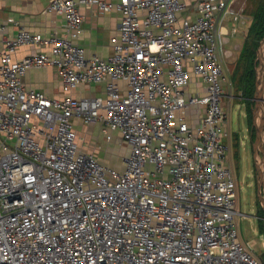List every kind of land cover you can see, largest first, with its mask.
I'll use <instances>...</instances> for the list:
<instances>
[{"label":"built area","instance_id":"1","mask_svg":"<svg viewBox=\"0 0 264 264\" xmlns=\"http://www.w3.org/2000/svg\"><path fill=\"white\" fill-rule=\"evenodd\" d=\"M231 1L49 0L63 35L0 24V264H264L235 221L219 54L226 17L242 22ZM80 5L120 13L108 58L74 42ZM47 66L61 98L24 85ZM191 75L202 92L187 93ZM90 84L104 96L68 94ZM75 118L120 134L123 169L80 149Z\"/></svg>","mask_w":264,"mask_h":264},{"label":"crops","instance_id":"2","mask_svg":"<svg viewBox=\"0 0 264 264\" xmlns=\"http://www.w3.org/2000/svg\"><path fill=\"white\" fill-rule=\"evenodd\" d=\"M106 1L114 2L116 0ZM48 2L49 0H0V24L5 26V34L10 37L19 28H24L30 32L39 33L42 36H48L50 34L63 35L64 17L55 13L46 12L45 7ZM234 2L235 0L231 1V9L235 12L233 8ZM79 11L83 17L81 32L74 42L84 48L86 55L108 58L112 54L113 42L118 37L120 13L115 9L101 12L95 6L89 5H80ZM229 17L232 20L231 15L227 16L226 19H229ZM243 21L247 22L248 20L244 18L242 22ZM242 22L235 21V24L232 25L231 28L235 27L237 29L236 32H238V27L243 24ZM224 26L227 33L230 35L233 34L231 33V28L228 29L225 24ZM40 49L44 48L35 45L20 47L15 52V58H21L28 53L36 52ZM23 81L26 88L42 90L51 97L61 98L66 95L61 87L59 72L56 68L51 66L29 70L25 74ZM186 90L188 94H193L198 91L202 92L203 86L194 75H191L190 83ZM68 94L77 98L93 96L103 97L104 91L102 85L90 84L79 85ZM225 94L230 96L228 93ZM250 101L252 106V98ZM197 111L198 114H201L202 108L189 107L186 111L188 120L193 125L197 123L200 117V115L196 113ZM72 122L79 147L82 151L94 154L102 163L108 166L119 170L124 168V158L128 154V147L123 143L118 132H105L102 125L85 124L77 118L73 119ZM249 124L247 132L250 138L251 121ZM226 129L228 130V128ZM107 134H109V138H107ZM252 137L253 135H251L250 139H252ZM229 138L227 143L229 145L230 163L231 144H235L236 146L238 144L235 140L230 144Z\"/></svg>","mask_w":264,"mask_h":264},{"label":"rangeland","instance_id":"3","mask_svg":"<svg viewBox=\"0 0 264 264\" xmlns=\"http://www.w3.org/2000/svg\"><path fill=\"white\" fill-rule=\"evenodd\" d=\"M261 6H263L262 13H264V0H235L233 4L235 12L247 18L248 21H243L235 34L227 33L224 36L227 40L222 44L219 54L224 72V93L231 96L224 98L222 102L227 112V128L230 133V138H228L230 144L234 140L238 144L237 146L231 144L230 150V166L237 180L238 188L236 211L240 214L235 215L238 237L253 254L264 260V248L262 246L264 226H261L263 222H260V219L263 221V217H261L262 214L258 205V196L254 193L251 144L246 137L250 125L249 109L252 104L247 97L251 92L250 86L252 84L251 79L248 80L247 74L250 68L254 69L255 57L252 54L248 56L243 54L242 49L254 24L256 13ZM224 24L230 29L235 22L229 17L224 21Z\"/></svg>","mask_w":264,"mask_h":264},{"label":"water","instance_id":"4","mask_svg":"<svg viewBox=\"0 0 264 264\" xmlns=\"http://www.w3.org/2000/svg\"><path fill=\"white\" fill-rule=\"evenodd\" d=\"M253 105L250 108L251 129L254 131L251 139V159L256 171L258 199L264 209V34L255 51ZM262 187V194L260 193ZM264 226V215H263Z\"/></svg>","mask_w":264,"mask_h":264},{"label":"trees","instance_id":"5","mask_svg":"<svg viewBox=\"0 0 264 264\" xmlns=\"http://www.w3.org/2000/svg\"><path fill=\"white\" fill-rule=\"evenodd\" d=\"M262 7L263 6H261L259 8V11L256 13V17L254 20V24L251 27L250 34L248 35V38L246 39L245 45L242 48L243 54H246L247 56L249 54H252L255 57V51L257 49L258 43L264 34V13H262ZM247 77H248V80L251 79L250 82L252 81V84L250 86L251 92L247 96L248 99H251L253 96V92H254V83H253L254 69L253 68L252 69L250 68V71L248 72ZM248 84H247V86H248ZM250 104H251V102H250ZM249 114H250V109H249ZM250 121H251V115H250Z\"/></svg>","mask_w":264,"mask_h":264},{"label":"flooded vegetation","instance_id":"6","mask_svg":"<svg viewBox=\"0 0 264 264\" xmlns=\"http://www.w3.org/2000/svg\"><path fill=\"white\" fill-rule=\"evenodd\" d=\"M225 96L224 97H230L229 95H226V94H224ZM251 115V114H250ZM251 135H254V131H253V129H251V126H250V138H251ZM246 137H248V139L250 140V142H251V139L249 138V134H248V136H246ZM253 138V137H252ZM234 146H236L235 144H234ZM233 153V152H232ZM251 163H252V178H253V184H254V193H255V195H258L257 193H258V190H257V179H256V171H255V169H254V165H253V162H252V159H251ZM260 193L262 194V187H260ZM258 205H259V207H260V210H261V217H263V215H264V209H263V207L261 206V204H260V201L258 200ZM260 222L262 223L263 221H262V219H260ZM263 226V225H262Z\"/></svg>","mask_w":264,"mask_h":264}]
</instances>
